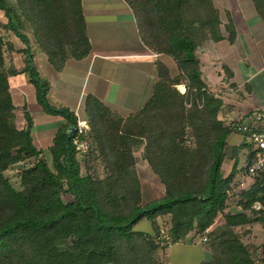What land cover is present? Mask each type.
Segmentation results:
<instances>
[{
    "label": "trees",
    "instance_id": "trees-1",
    "mask_svg": "<svg viewBox=\"0 0 264 264\" xmlns=\"http://www.w3.org/2000/svg\"><path fill=\"white\" fill-rule=\"evenodd\" d=\"M128 2L144 42L169 55L178 73L173 76L166 63L158 61L152 96L126 117L113 115L88 97V133L108 169L103 178L82 173L74 145L77 116L48 101L49 83L36 69L29 47L23 49L25 70L38 89L39 103L67 119L49 148L51 163L33 142L32 117L26 115L25 127L17 124L4 70L5 53L13 43L0 34V264H160L159 231L152 236L134 228L144 218L156 223L158 217L168 222L169 243L208 232L210 253L204 264H257L240 237L224 240L208 230L219 214L233 229L264 222V217L252 219L246 212L260 197L262 179L235 193V169L224 175L232 128L218 117L223 99L209 91L196 53L205 40L224 37L219 10L213 0ZM253 2L264 19V0ZM0 10L8 19L4 27L27 45L25 31L31 32L56 70L91 50L82 0H0ZM228 31L234 41L231 21ZM179 84H185V92ZM141 145L143 158L165 189L162 197L146 202L134 170V152ZM30 158L38 159L22 169V188L17 189L5 171ZM229 201L242 209L225 212ZM261 248L264 262V244Z\"/></svg>",
    "mask_w": 264,
    "mask_h": 264
},
{
    "label": "crops",
    "instance_id": "crops-1",
    "mask_svg": "<svg viewBox=\"0 0 264 264\" xmlns=\"http://www.w3.org/2000/svg\"><path fill=\"white\" fill-rule=\"evenodd\" d=\"M213 2L219 10L220 29L224 37L218 41L205 40L196 53L209 91L223 99L218 117L230 124L254 107H264V91L250 88V83L256 78L263 76L264 80V19L256 10L253 0ZM82 7L91 43V50L85 57L69 58L61 70H56L39 45L34 40L29 42L35 67L49 83L48 101L55 107H65L78 116H84L87 113L86 102L92 96L116 116L134 114L152 96L158 79L157 62L166 63L172 74L177 70L176 64L169 55L154 51L144 42L136 14L127 0H82ZM229 21L235 29L234 41L228 39ZM12 41L17 49L27 45L18 37ZM26 57L23 53L8 57L4 70L10 81L16 122L19 126H27L26 115L30 114L33 142L46 156L47 152L50 154L49 148L57 131L67 123V119L61 114L46 111L39 103L38 89L25 70ZM180 85L183 88L184 84L177 85L183 92ZM232 136L233 132L228 136V144ZM135 157L137 159L136 155ZM136 162L137 169L139 165L145 170L149 166L144 159ZM230 172L224 175L227 176ZM160 218H157L158 223ZM218 220L219 215L208 230L216 231L224 240L237 239L226 222L225 227H218ZM153 224L152 222L149 233L154 232ZM226 228L233 234L224 236L225 233H230ZM181 242L171 244L170 248ZM185 244L198 246L196 242ZM168 250L166 249L164 258ZM203 250L209 257L210 251ZM252 257L254 258L253 254ZM203 261L204 259L199 263L204 264Z\"/></svg>",
    "mask_w": 264,
    "mask_h": 264
},
{
    "label": "rangeland",
    "instance_id": "rangeland-1",
    "mask_svg": "<svg viewBox=\"0 0 264 264\" xmlns=\"http://www.w3.org/2000/svg\"><path fill=\"white\" fill-rule=\"evenodd\" d=\"M128 1V0H127ZM6 15L2 10H0V34L4 36V40L6 43H13L12 40H15V35L12 33V31H9L4 26L7 22ZM30 40H34L35 43L36 40L31 32L25 31ZM38 44V43H37ZM8 45V44H7ZM28 47V45H26ZM21 47L20 49H17L14 45L12 47H8L5 53V59L7 61L8 57H14L15 55H19L23 53L25 56V52L23 51L24 48ZM32 48L30 47V50ZM32 53V52H31ZM25 63L27 61L25 60ZM177 70L175 69L173 71V76L177 74ZM263 76H260L256 78L254 81L250 83V88L257 91H264V80L262 79ZM262 83V84H261ZM185 86V84H184ZM182 88V86H179L180 89H184L183 92L186 91V87ZM179 89V88H178ZM30 116V114L28 113ZM114 115V113H113ZM77 116V125L79 123V120H83L86 122L88 126L89 131V121H88V113H86L84 116ZM78 129V126L76 127V130ZM78 135V133H77ZM77 135L74 138V145L76 148V158L80 162V168L82 173H90L94 177L97 178H103L108 174V169L105 167V163L103 161V158L100 155L98 146L94 140V137L92 134H87L88 136L85 137L84 140H88V147H84L83 145L79 144L81 141L80 137H77ZM78 141V143L76 142ZM235 145V146H234ZM233 146L235 149H233ZM244 145L242 144V136L240 134L234 133L232 136V140L228 144L226 148V152L228 157L226 158L223 167V172L228 173L229 171H232L235 169V176L232 182L233 191L235 193H240L241 191L247 189L252 184V179L247 175L244 165L246 163V158L243 154ZM144 146L141 145L138 148L135 149L137 156V160L144 159L143 158V151ZM50 153V152H49ZM43 157L47 158L48 161L51 160V155H48V152L46 153V156L44 155V151L42 154ZM41 157V156H40ZM36 159L38 158H30L25 161H21L17 164H14L10 166L9 169L5 171V175L9 178L10 182L16 187L17 189H21V171L24 167L29 166L32 164ZM145 160V159H144ZM51 163V161H50ZM137 163V162H136ZM135 169L138 170L137 174L139 176L140 182H141V188L144 196V202L147 200H150L151 198H159L163 194H165L164 185L161 183L160 178L153 172V170L150 169V165L145 168L141 165H139V168L137 169L135 164ZM134 169V170H135ZM135 170V171H136ZM228 207L225 210V212H230L234 210H241V206L238 205L236 202H228ZM248 212V210H246ZM249 213V212H248ZM250 217L254 219L256 216L249 213ZM225 218L223 214H219V220L217 221V226H224ZM168 222L166 218L161 217L159 223H154V232L151 233L152 236H155L157 234V231H159V241H160V247L157 251V256L160 264H200L199 261L203 260L205 262L208 257L203 252V249H206L209 251V246L207 245V234L206 231L205 234L202 236L200 235H194L189 234L188 237L182 240L181 243H177L175 245H172L165 237V230ZM136 226V225H135ZM136 230L144 231V232H151L152 229V220L144 218L139 222V225L137 227H134ZM233 229V228H232ZM227 231H231L230 229L226 228ZM213 231L209 229V232ZM233 232L235 235L240 237L244 243L247 245L248 249L252 251L251 253L254 256V259L257 260V262H260L261 264H264L263 261H261L262 257V248L261 246L264 244V222L259 220H254L251 224L241 225L237 226L233 229ZM231 233V234H230ZM225 233L224 236L232 235L233 233ZM199 238V239H198ZM184 242V243H183ZM197 243L198 246H189L185 243ZM166 249H169L167 252V256H165ZM176 249V250H175ZM186 249V250H181ZM194 249V250H191ZM178 250H180V253H178ZM162 260V261H161ZM163 262V263H162ZM203 264V263H202Z\"/></svg>",
    "mask_w": 264,
    "mask_h": 264
},
{
    "label": "built area",
    "instance_id": "built-area-1",
    "mask_svg": "<svg viewBox=\"0 0 264 264\" xmlns=\"http://www.w3.org/2000/svg\"><path fill=\"white\" fill-rule=\"evenodd\" d=\"M230 125L232 132L242 136L243 154L246 158L244 169L247 175L253 182L257 178L262 179L260 197L247 210L256 217H264V107H254L241 114L237 119L232 120ZM77 126V137L81 135L87 137L88 126L86 122L79 120ZM84 139H81L79 144L88 147V140ZM76 142L78 143V141Z\"/></svg>",
    "mask_w": 264,
    "mask_h": 264
},
{
    "label": "water",
    "instance_id": "water-1",
    "mask_svg": "<svg viewBox=\"0 0 264 264\" xmlns=\"http://www.w3.org/2000/svg\"><path fill=\"white\" fill-rule=\"evenodd\" d=\"M73 129H74V127L71 125L70 126V130H69V133H71Z\"/></svg>",
    "mask_w": 264,
    "mask_h": 264
}]
</instances>
